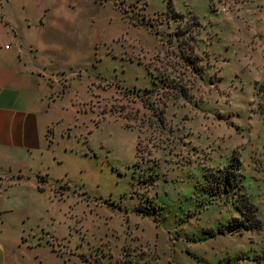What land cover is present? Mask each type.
Masks as SVG:
<instances>
[{"label":"rangeland","instance_id":"rangeland-1","mask_svg":"<svg viewBox=\"0 0 264 264\" xmlns=\"http://www.w3.org/2000/svg\"><path fill=\"white\" fill-rule=\"evenodd\" d=\"M110 1L27 263L264 264V0Z\"/></svg>","mask_w":264,"mask_h":264},{"label":"crops","instance_id":"crops-1","mask_svg":"<svg viewBox=\"0 0 264 264\" xmlns=\"http://www.w3.org/2000/svg\"><path fill=\"white\" fill-rule=\"evenodd\" d=\"M117 11L110 0H0V264H28V223L53 201L55 140L71 106L57 94L94 80ZM148 33L132 60L145 68L160 46Z\"/></svg>","mask_w":264,"mask_h":264},{"label":"trees","instance_id":"trees-1","mask_svg":"<svg viewBox=\"0 0 264 264\" xmlns=\"http://www.w3.org/2000/svg\"><path fill=\"white\" fill-rule=\"evenodd\" d=\"M170 10L173 11L172 8H170ZM175 15H176V14H175ZM182 17H184V16L182 15ZM181 32L185 34V32H183V30H181ZM190 61H191V60H190ZM164 103H166V102H164ZM242 213L244 214V212H242Z\"/></svg>","mask_w":264,"mask_h":264}]
</instances>
